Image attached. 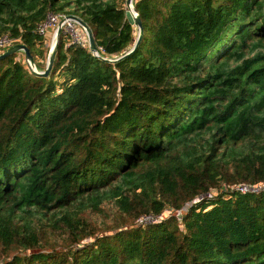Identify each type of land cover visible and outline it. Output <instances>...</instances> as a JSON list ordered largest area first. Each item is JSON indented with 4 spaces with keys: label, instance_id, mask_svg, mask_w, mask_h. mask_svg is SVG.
Listing matches in <instances>:
<instances>
[{
    "label": "trees",
    "instance_id": "16d2710c",
    "mask_svg": "<svg viewBox=\"0 0 264 264\" xmlns=\"http://www.w3.org/2000/svg\"><path fill=\"white\" fill-rule=\"evenodd\" d=\"M126 1L0 0V37L42 69L39 25L76 14L116 58L137 38ZM134 5L143 38L118 62L63 31L48 76L0 60L4 264H264V187L237 189L264 184V0ZM108 202L130 220L99 232ZM43 220L72 245L43 247Z\"/></svg>",
    "mask_w": 264,
    "mask_h": 264
},
{
    "label": "water",
    "instance_id": "95a60500",
    "mask_svg": "<svg viewBox=\"0 0 264 264\" xmlns=\"http://www.w3.org/2000/svg\"><path fill=\"white\" fill-rule=\"evenodd\" d=\"M127 3H128V8L126 9V17L131 24H134L138 27V34H137V38H136L133 46L130 48V50H128L125 54H123L119 57H116V58L100 56V54L98 52L99 47H98V44L96 42L93 29L91 28L89 23L86 22L79 15H76V14H70L69 15L71 18H73L80 25V27H82L84 29L86 36H87V39H88L89 49L91 50V52L95 56H98V57H100L103 60H106L108 62L115 63V62H118V61L124 59L125 57L129 56L130 54H132L138 48V46L140 45L141 40L143 38L144 25H143V21H142L141 17L139 16L138 11L136 10V8L134 6V0H127ZM60 32H61V27L58 28L57 37L55 38L54 46L48 55V63H47V66H46L44 71H40L37 69V67L35 65V59H34V56L31 52L30 48L23 43H17V44H13V45L9 46L6 50H4L3 52L0 53V60L7 57V56H10L12 54H15V53L21 51L24 53L27 64L29 65V67L31 68V70L34 73H36L37 75H40V76H48L50 74V72L53 68L54 62H55V57H56V52H57V44L59 41Z\"/></svg>",
    "mask_w": 264,
    "mask_h": 264
},
{
    "label": "rangeland",
    "instance_id": "374dc122",
    "mask_svg": "<svg viewBox=\"0 0 264 264\" xmlns=\"http://www.w3.org/2000/svg\"><path fill=\"white\" fill-rule=\"evenodd\" d=\"M125 6H126V9H127L128 8L127 1L125 3ZM77 28L79 29V31L82 32V29L80 27L77 26ZM137 34H138V27L136 26L135 35L137 36ZM49 43H50V41L47 39L44 48ZM14 44H17V43H14ZM8 47H9V45L5 46L3 48V51L6 50ZM19 53H20V56L22 54H24L21 51ZM39 61L41 62L40 64L42 65V69H39V68H37V69L40 70V71H44L46 66H47V63H48V57L47 58L45 57V58H42V59L40 58ZM35 65H36V63H35ZM36 67H37V65H36ZM184 210L185 209L180 211L179 214H182L184 212ZM107 215H108V217H107ZM129 220L130 219L128 217L119 218L118 217V210L115 207L114 202H108L105 205V210H104V212L102 214L99 213V214H95L93 216V226L96 227L97 223H99V226L97 227V230L99 232H105L107 230H113L114 228H116L120 224L121 225H125V224H122V223H127V222H129ZM45 222H47V221L43 220V221L36 222L38 227H40L41 231L46 233L47 236H48V239L43 241L42 246L46 247V249H48V250H50L52 248L61 249V248L69 247L70 240L68 239V237L65 234H63L62 232H60V231H54V230H52L53 228H51L49 226H43L41 224V223H45ZM93 240H94L93 238L87 237L84 242H93ZM70 245H72V244H70ZM20 254L21 255H26V254H28V252H25V251L22 252L21 251ZM6 255H7V252L0 245V264H4L3 261H4L5 257H6Z\"/></svg>",
    "mask_w": 264,
    "mask_h": 264
},
{
    "label": "built area",
    "instance_id": "2783aa9c",
    "mask_svg": "<svg viewBox=\"0 0 264 264\" xmlns=\"http://www.w3.org/2000/svg\"><path fill=\"white\" fill-rule=\"evenodd\" d=\"M69 15L70 14L68 13H61V12L51 13L47 17L46 21L43 22L41 25H39V28H38L39 33L50 41V43L47 44L49 53L54 46V40L57 37V31L59 27H61V32L63 31L70 35V38L73 43L78 44V45H83V44L88 43V39H87L84 29L80 27V25ZM77 26L82 29V32L79 31ZM12 44H13L12 38L8 36L0 37V53L3 52V48L5 46H8V45L11 46ZM263 187H264V184H261L258 186H249V185L243 184V185L238 186L237 189L243 192L259 191ZM138 220H139V223L142 224L145 222L154 221L155 217L152 215H146V216L140 217Z\"/></svg>",
    "mask_w": 264,
    "mask_h": 264
}]
</instances>
